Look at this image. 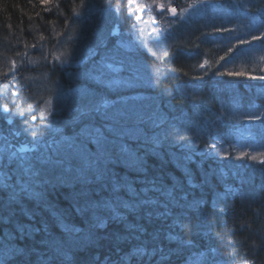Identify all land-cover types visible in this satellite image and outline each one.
<instances>
[{
    "label": "trees",
    "instance_id": "trees-1",
    "mask_svg": "<svg viewBox=\"0 0 264 264\" xmlns=\"http://www.w3.org/2000/svg\"><path fill=\"white\" fill-rule=\"evenodd\" d=\"M119 2L0 0V57L33 59L73 5ZM221 4L175 25L163 56L138 52L157 72L140 85L148 101L120 121L91 112L104 134L86 141L90 164L58 157L35 187L0 186V264H264V0Z\"/></svg>",
    "mask_w": 264,
    "mask_h": 264
},
{
    "label": "rangeland",
    "instance_id": "rangeland-1",
    "mask_svg": "<svg viewBox=\"0 0 264 264\" xmlns=\"http://www.w3.org/2000/svg\"><path fill=\"white\" fill-rule=\"evenodd\" d=\"M221 2L124 0L114 6L95 4L83 10L77 4L73 5L78 7L71 15L73 22L64 19V30L60 34L52 29L50 38L40 36L41 42L34 46L33 59L25 52L15 59L11 54L9 58L0 57V186L8 183L15 190L35 187L33 181L37 182V175L46 168L42 163L51 165L49 161L58 160V157L73 155L77 163L90 164L95 154L89 156L86 152V141L89 137L99 139L97 137L104 133L101 126L86 120L96 113L104 122L109 119L120 121L126 113L128 116L141 113L143 107L138 108L136 104L145 105L148 101V94L140 89V85H145L146 81L153 83L152 73L157 72L141 63V59L140 62L134 59H139L138 52L144 50L163 56L176 39L175 25L188 23L191 17L206 13L209 17H212L211 13L222 14ZM169 7L175 9L174 15L168 12ZM107 36L111 37V45ZM36 60L43 61L42 65ZM27 63L30 70L25 71V80L22 77L21 82L15 74L11 76H15L12 82L5 80L3 74L11 75L22 67L21 64L26 68ZM55 66L65 71L67 67L63 77L58 79L69 81L66 84H73V87L57 81L58 76L52 73ZM75 80H82L87 85ZM102 102L106 104L102 105ZM124 106L131 108L126 111ZM83 116L84 120L80 119ZM11 121L12 125L9 124ZM85 123L83 129L79 127ZM72 125L74 129L79 128L70 132ZM80 129L82 131L78 132ZM12 133H17L16 137ZM71 177L77 180L74 174ZM205 254L196 251L194 256L202 262L206 261Z\"/></svg>",
    "mask_w": 264,
    "mask_h": 264
},
{
    "label": "snow or ice",
    "instance_id": "snow-or-ice-1",
    "mask_svg": "<svg viewBox=\"0 0 264 264\" xmlns=\"http://www.w3.org/2000/svg\"><path fill=\"white\" fill-rule=\"evenodd\" d=\"M171 11H173V12L175 13V9H171ZM103 104H106V102H102V105H103ZM33 135H35V133H33ZM242 155H244V154H242ZM237 158H240V157H237ZM251 159L255 160V159H257V157L253 156V157H251ZM261 162L264 163V157L261 158ZM124 206H125V207H128L129 205L125 204ZM116 215L119 216V212H116ZM182 227H183V226H182ZM188 231H190V228L188 229ZM184 243L190 245L191 242H190V240H189V241H185ZM137 251H141V250L138 249Z\"/></svg>",
    "mask_w": 264,
    "mask_h": 264
},
{
    "label": "water",
    "instance_id": "water-1",
    "mask_svg": "<svg viewBox=\"0 0 264 264\" xmlns=\"http://www.w3.org/2000/svg\"><path fill=\"white\" fill-rule=\"evenodd\" d=\"M162 9H163V8H160V10H162ZM171 9H174V8H173V7H170V8H169V12L171 13V15H174L176 12L174 13L173 11H171Z\"/></svg>",
    "mask_w": 264,
    "mask_h": 264
},
{
    "label": "flooded vegetation",
    "instance_id": "flooded-vegetation-1",
    "mask_svg": "<svg viewBox=\"0 0 264 264\" xmlns=\"http://www.w3.org/2000/svg\"><path fill=\"white\" fill-rule=\"evenodd\" d=\"M167 10V9H166ZM166 10H163V11H166ZM9 120H12L11 118Z\"/></svg>",
    "mask_w": 264,
    "mask_h": 264
},
{
    "label": "bare ground",
    "instance_id": "bare-ground-1",
    "mask_svg": "<svg viewBox=\"0 0 264 264\" xmlns=\"http://www.w3.org/2000/svg\"><path fill=\"white\" fill-rule=\"evenodd\" d=\"M12 122V121H11Z\"/></svg>",
    "mask_w": 264,
    "mask_h": 264
}]
</instances>
